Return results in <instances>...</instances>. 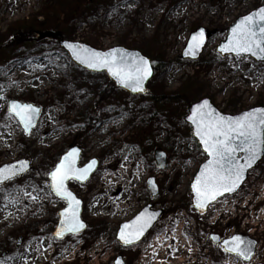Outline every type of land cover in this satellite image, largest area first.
<instances>
[{
  "label": "rangeland",
  "instance_id": "obj_1",
  "mask_svg": "<svg viewBox=\"0 0 264 264\" xmlns=\"http://www.w3.org/2000/svg\"><path fill=\"white\" fill-rule=\"evenodd\" d=\"M263 5L264 0H0V96L6 97L0 99V167L20 160L32 165L30 172L4 185L18 204H9L0 192V259L13 257L6 264H114L122 255L127 264H161L153 257L158 252L172 257L177 246L188 250L177 256L184 261L177 264H238L211 236L244 234L259 245L252 261L239 264H264V159L237 196L200 215L191 204L190 185L206 156L185 122L189 107L205 98L229 115L264 106V64L217 53L237 19ZM200 28L213 37L199 60H184L188 40ZM62 40L100 51H140L155 68L148 95L133 96L105 73L76 65ZM36 78L43 82L35 85ZM165 95L173 98L165 102ZM10 101L41 109L32 135L9 117ZM54 125L61 126L55 142H33ZM74 146L82 150L81 167L92 159L100 162L86 184L69 182L84 203L88 229L53 241L59 212L67 204L55 196L45 198L46 174ZM158 151L167 154L163 170L155 160ZM128 160L132 169L126 188L110 183L100 188L104 174L114 176ZM135 175L140 185L132 191ZM153 177L160 189L156 199L147 187ZM25 191L39 199L32 201ZM149 204L163 210V216L141 245L122 248L116 241L120 225ZM165 234L171 239L165 241ZM154 243L158 249H146ZM44 244L52 262L38 251L30 259L31 249Z\"/></svg>",
  "mask_w": 264,
  "mask_h": 264
},
{
  "label": "snow or ice",
  "instance_id": "obj_2",
  "mask_svg": "<svg viewBox=\"0 0 264 264\" xmlns=\"http://www.w3.org/2000/svg\"><path fill=\"white\" fill-rule=\"evenodd\" d=\"M208 37L204 29H200L191 36L185 55L193 58L203 49ZM66 47L82 65L94 71L109 72L122 87L135 93H144L145 83L153 76L154 64L147 57L138 52H131L124 48H114L110 51H98L78 43H69ZM218 52L221 54H235L238 59L255 57L264 64V7L242 17L230 30V36ZM255 67V65H253ZM264 76V73L261 74ZM15 83V82H13ZM0 99L6 97L0 96ZM40 109L32 104H22L12 101L9 106V117H15L23 125L24 131L32 135L36 127ZM195 126V136L203 145V151L209 159L192 185L195 193V207L203 214L210 206L220 202L226 194L236 193L244 184L250 169L258 160L264 158V107H257L238 116H229L217 111L209 100L205 99L195 106L190 117ZM10 127V125H8ZM80 149L73 148L65 154L60 163L46 175L50 177L47 191L43 189L45 198L55 196L66 202L67 207L60 213L61 219L58 230L51 239H63L66 235H78L86 227L80 219L81 201L70 190L69 181L83 183L95 170L97 161L92 160L84 167L78 166ZM163 166V165H161ZM30 171V161L20 160L0 167V192L5 194L9 204L15 205L19 200L13 198L12 192L4 187L7 182L15 181L18 177ZM156 190L155 180L150 181ZM35 188V186H33ZM19 195V189L14 190ZM24 195L32 201L39 199L27 191ZM7 206V204L5 205ZM156 212H143L131 224L123 225L119 232V240L124 245H136L145 232L152 227L158 217ZM160 236H157V240ZM171 237L164 235V240ZM217 245L229 256H234L237 262L251 261L257 242L243 235H233L231 238L221 239L212 236ZM43 238H41L42 242ZM38 252L47 249L38 248ZM66 251V249H65ZM13 257L0 259V264ZM122 264V262H117Z\"/></svg>",
  "mask_w": 264,
  "mask_h": 264
},
{
  "label": "water",
  "instance_id": "obj_3",
  "mask_svg": "<svg viewBox=\"0 0 264 264\" xmlns=\"http://www.w3.org/2000/svg\"><path fill=\"white\" fill-rule=\"evenodd\" d=\"M262 7H264V6H262ZM244 17V16H243ZM242 18V17H241ZM241 18H239L238 20H237V22L236 23H238L239 22V20L241 19ZM235 23V24H236ZM233 26H235V25H233ZM232 26V27H233ZM231 27V28H232ZM231 28L229 29V33H228V36H227V39H226V41L228 40V38H229V36H230V30H231ZM201 29H203V28H201ZM200 30V29H199ZM198 30V31H199ZM205 30V32H206V34H207V37H208V40H207V42L205 43V46L203 47V49L202 50H200L199 52H198V54L193 58L192 56H189V55H185V52H186V50H187V47H188V45H189V42H190V40H191V37H190V39H189V42H188V44H187V46H186V48H185V50L183 51V54H182V57H183V59L184 60H193V61H195V60H198L200 57H201V55L204 53V50L206 49V47H207V44H208V42L210 41V39H211V37H212V34L209 32V31H207L206 29H204ZM197 32V31H196ZM192 36V35H191ZM226 41L225 42H223L218 48H217V51H218V49L224 44V43H226ZM69 43H72V42H68V41H63V42H61V46L66 50V52L70 55V57L72 58V60L76 63V64H78L79 66H81L83 69H86V70H88V71H91V72H94V73H107V75L109 76V78L116 84V86L118 87V88H122V89H125V90H127V91H129L130 93H132V94H140V93H135V92H132L130 89H127V88H124V87H122L121 85H120V83L114 78V77H112V75L109 73V72H107L106 70H104V71H94V70H92V69H89V68H87L85 65H82L78 60H76L75 59V57L71 54V52H70V50L66 47V45L67 44H69ZM78 44H80V43H78ZM81 45H84V44H81ZM85 47H88V48H92V47H90V46H87V45H84ZM118 48H123V47H118ZM94 49V48H93ZM114 49V48H113ZM125 49V48H124ZM96 50V49H95ZM112 50V49H111ZM110 51V50H109ZM129 51H131V50H129ZM131 52H138V53H140L141 55H143L141 52H139V51H131ZM219 53V52H218ZM222 57H227V56H235V54H221V53H219ZM144 56V55H143ZM251 58H253L256 62H260V61H258L255 57H251ZM153 76H154V70H153ZM153 76L151 77V78H149L148 80H147V82L145 83V85H144V87H145V89H146V86H147V84L149 83V81L153 78ZM147 93V89H146V92H144V93H142V94H146ZM203 100H205V99H203ZM202 100V101H203ZM207 100H209L210 101V103L213 105V107H215L216 109H217V111L218 112H220V113H222L221 111H219V109L212 103V101L210 100V99H207ZM202 101H200V102H198V103H196V104H194V105H192L191 107H190V109H189V116L186 118V122L190 125V126H192V128H193V136H194V138L197 140V141H199V138L198 137H196L195 136V126L192 124V122H191V119H190V117L193 115V113H194V111H195V106L197 105V104H199V103H201ZM19 103V102H18ZM10 104H11V102H10ZM10 104H9V106H10ZM255 108H257V107H255ZM252 109H254V108H252ZM252 109H250V110H252ZM247 111H249V110H247ZM246 112V111H245ZM40 113H41V111H40ZM244 113V112H243ZM222 114H224V113H222ZM242 114V113H241ZM225 115H227V114H225ZM240 115V114H239ZM229 116H232V115H229ZM235 116H238V115H235ZM39 119H40V114H39V117H38V120L36 121V126H37V124H38V121H39ZM22 125V124H21ZM22 127H23V125H22ZM199 143V142H198ZM199 145H200V147H201V150L203 151V145L201 144V143H199ZM74 148H77V147H74ZM72 150V149H71ZM70 150V151H71ZM204 152V151H203ZM206 154V153H205ZM207 156V155H206ZM80 158H81V150H80V153H79V159H78V166H79V163H80ZM62 159V158H61ZM156 159H157V163H158V166H159V168H161V169H164V168H166V166H167V157H166V155L164 154V153H157V155H156ZM209 159V157H207V160ZM262 159L263 158H261L260 160H258L257 162H256V164L253 166V169H255L256 167H257V165L262 161ZM94 160H96L97 162H98V160L97 159H94ZM207 162V161H206ZM205 162V163H206ZM161 165H163V166H161ZM204 165V164H203ZM203 165H202V167L200 168V170H199V172L202 170V168H203ZM98 167H99V162L97 163V165H96V168H95V170L92 172V174L89 176V178H88V180H86V181H84L83 182V184H85L86 182H88L91 178H92V176H93V174L97 171V169H98ZM253 169H250L249 170V172L251 171V170H253ZM30 170H31V163H30ZM199 172L197 173V175L195 176V178L198 176V174H199ZM28 173V172H27ZM26 174V173H25ZM248 175H249V173H248ZM248 175H247V178H246V180H245V182L247 181V179H248ZM195 178H194V180H193V182H192V184H191V193H192V196H193V199H192V204H193V206H194V208L199 212V213H201V211L199 210V209H197L196 207H195V193H194V190H193V187H192V185H193V183H194V181H195ZM152 180H155L154 178H151V179H149V181H148V187H149V190H150V192H151V194H152V197L153 198H156L158 195H159V189H158V187H157V185L155 186L156 187V190H153V187L150 185V181H152ZM245 182H244V184H245ZM69 183V182H68ZM81 183V182H80ZM244 184H242L241 185V187H240V189L243 187V185ZM240 189L236 192V193H233V194H226L224 197H226V196H234V195H236L239 191H240ZM221 198H223V197H221ZM220 198V199H221ZM80 200V199H79ZM81 201V200H80ZM82 202V201H81ZM210 208V207H209ZM209 210V209H208ZM207 210V211H208ZM63 211V210H62ZM61 211V212H62ZM156 212V213H158L159 215H158V217L154 220V222H153V225H152V227H150L146 232H145V234H144V236L141 238V240L136 244V245H138L139 243H141L143 240H144V238L149 234V232L153 229V227L156 225V223L158 222V220L160 219V217L163 215V211H161V210H159V211H154V210H152V205H147L144 209H143V211L141 212V213H143V212ZM207 211H205L204 213H206ZM60 212V213H61ZM140 213V214H141ZM82 214H83V202L81 203V209H80V219L83 221V219H82ZM140 214L138 215V216H140ZM137 216V217H138ZM136 217V218H137ZM136 218H134L132 221H130V222H127V223H124V224H122L121 226H120V229H119V231H118V234H117V241L119 242V244L122 246V247H132V246H135V245H132V246H127V245H124L123 244V242L122 241H120L119 240V232H120V230L122 229V227H123V225H125V224H131L133 221H135L136 220ZM60 219H61V216H60ZM60 222V221H59ZM84 222V221H83ZM85 223V225H86V227L84 228V229H82L81 230V232L80 233H83L85 230H87V228H88V225H87V223L86 222H84ZM58 226H59V223H58ZM58 226H57V229H56V231L58 230ZM55 231V232H56ZM79 233V234H80ZM67 236V235H66ZM65 236V237H66ZM243 236H245V235H243ZM64 237V238H65ZM246 237H248V236H246ZM63 238V239H64ZM248 238H250V237H248ZM250 239H252V238H250ZM59 240H62V239H59ZM212 241H213V243L214 244H216L217 245V242L216 241H214L213 239H212ZM256 247H257V245H256ZM254 253L256 254V248L254 249ZM254 254V255H255ZM254 255H253V257H254ZM252 257V258H253ZM122 262V264H125V262H124V259H123V257L122 256H119L117 259H116V261H115V264H117V262ZM249 262V261H248Z\"/></svg>",
  "mask_w": 264,
  "mask_h": 264
},
{
  "label": "bare ground",
  "instance_id": "obj_4",
  "mask_svg": "<svg viewBox=\"0 0 264 264\" xmlns=\"http://www.w3.org/2000/svg\"><path fill=\"white\" fill-rule=\"evenodd\" d=\"M46 76L47 78L49 77L48 75H44ZM42 79H39V78H36L35 79V85H40L42 83ZM59 117H64V114H60L59 113ZM60 127L59 125L57 126H53V127H47L46 129L43 130L42 134L45 136L44 138H41L39 136H35L33 137V142H44L46 144H51V142H55L58 138V134L60 132ZM129 160H132L131 159V156L129 157ZM127 161L126 163L124 162V164L122 165L123 166V169H119L118 172L116 174H114V176L111 177V175H108V174H104V176L102 177V181L100 183V188H102L103 186H105L107 183H110V185H113V186H117L118 188H126L125 184H127V182H129L127 179H129L128 177V174L127 173H131L130 168L128 165H126L128 162L130 161ZM115 165V164H114ZM111 164L110 163H106V168L107 169H111ZM139 171V170H138ZM140 172L142 173L141 175H143L144 173V170H143V164L142 166L140 165ZM127 174V175H126ZM138 178L137 175L134 176V180L132 181V183H130L129 187L132 189V191H134L139 185H140V181H138ZM95 203V200H93V203H91V205H93ZM94 212L96 213L97 210H94ZM155 244V243H154ZM44 249L47 247V244H44L42 246ZM42 247H33L31 249V255H30V259H33L34 258V255H37V249L38 248H42ZM157 247L156 244L155 245H152V246H149L148 248H146L147 250H152L153 248ZM174 248V251L172 252V257H162V255L158 252L157 253V256L158 258H155L153 257V259L159 261V263L161 264H177L176 262H179V263H184V261H182L181 259L177 258V256L180 257V255H182L183 253L187 252L188 250L187 249H184V248H181L179 250H177V246L176 247H173ZM158 249V247H157ZM44 258L48 259L49 262H52V256L51 254H48V249L47 251L44 252L43 254ZM68 256H70V253H67L66 255H64L63 257H61L62 259H66ZM33 262L29 263V264H32ZM60 264H64V263H60Z\"/></svg>",
  "mask_w": 264,
  "mask_h": 264
},
{
  "label": "trees",
  "instance_id": "obj_5",
  "mask_svg": "<svg viewBox=\"0 0 264 264\" xmlns=\"http://www.w3.org/2000/svg\"><path fill=\"white\" fill-rule=\"evenodd\" d=\"M175 97H177V96H175ZM163 98H164L165 102H168V99L173 98V96H171V95H165Z\"/></svg>",
  "mask_w": 264,
  "mask_h": 264
}]
</instances>
